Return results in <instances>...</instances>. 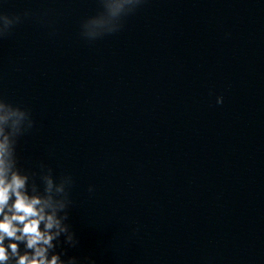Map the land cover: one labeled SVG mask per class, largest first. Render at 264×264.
<instances>
[{"label":"clouds","instance_id":"obj_1","mask_svg":"<svg viewBox=\"0 0 264 264\" xmlns=\"http://www.w3.org/2000/svg\"><path fill=\"white\" fill-rule=\"evenodd\" d=\"M142 3L144 0H137L127 15ZM0 14L5 18L4 30H0L3 38L21 20L13 23L10 15ZM216 103L222 104L223 97L218 96ZM16 107L21 111L0 115V264H96L91 256L83 261L69 256L62 246L75 247L78 243L68 222L72 177L64 175L57 180L53 170L43 163L39 173L19 165L18 138L33 127L34 121L28 109ZM25 115L26 125L22 123ZM6 127L11 130L6 132ZM37 176L43 184L42 194L30 191L33 185L40 188Z\"/></svg>","mask_w":264,"mask_h":264}]
</instances>
